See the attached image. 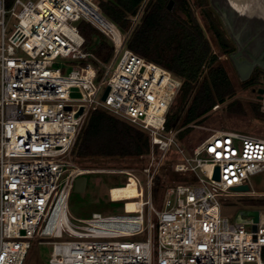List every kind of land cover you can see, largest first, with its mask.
<instances>
[{"label":"built area","instance_id":"2783aa9c","mask_svg":"<svg viewBox=\"0 0 264 264\" xmlns=\"http://www.w3.org/2000/svg\"><path fill=\"white\" fill-rule=\"evenodd\" d=\"M145 1L122 31L97 0H14L10 10L0 0V264H22L34 238L51 245L49 264H264L259 209L239 211L235 219L221 216L222 200L264 197L249 189L250 175L264 170V137L213 128L186 154L176 142L179 128L165 130L181 79L125 46ZM7 12L16 18L9 34ZM79 20L110 39L107 61L85 48ZM252 91L264 112V76ZM94 109L146 131V165L85 167L76 161V137ZM156 146L163 156L172 146L178 158L173 170L190 174L166 186L157 207ZM89 172L121 174L124 185L134 183L137 195L128 198L114 197L116 186L108 187L111 201L122 200L123 213L92 211L70 219L74 181ZM243 184L247 190L232 189ZM127 201L136 206L127 208ZM62 209L65 217L51 225ZM254 209L256 221L248 212Z\"/></svg>","mask_w":264,"mask_h":264},{"label":"trees","instance_id":"16d2710c","mask_svg":"<svg viewBox=\"0 0 264 264\" xmlns=\"http://www.w3.org/2000/svg\"><path fill=\"white\" fill-rule=\"evenodd\" d=\"M14 0H5L11 4ZM144 0H97L101 12L122 31L131 25ZM146 0L143 11L125 40V46L144 58L171 71L181 84L165 118V130L180 126L175 137L188 146L200 136L192 134L193 126L210 121L213 106L224 104L227 112L246 113L245 105L235 97L237 86L218 54H229L236 46L225 27L213 14L208 0ZM198 9L197 16L194 8ZM83 45L98 59L107 61L113 44L95 26L85 20L76 22ZM209 35H207V33ZM212 44L215 47L213 52ZM264 69L256 67L239 81L241 89L256 87ZM254 117L264 124V112L256 101H248ZM216 110V109H215ZM212 111V112H211ZM181 122L179 123V120ZM150 150V137L145 130L103 110H91L80 129L73 147L75 157H138ZM190 176L171 171L169 179L187 180ZM124 185H117L122 186ZM156 187V186H155ZM154 187V188H155ZM153 188V189H154ZM264 204V197L247 198Z\"/></svg>","mask_w":264,"mask_h":264},{"label":"rangeland","instance_id":"374dc122","mask_svg":"<svg viewBox=\"0 0 264 264\" xmlns=\"http://www.w3.org/2000/svg\"><path fill=\"white\" fill-rule=\"evenodd\" d=\"M26 1V0H22ZM36 1V0H32ZM209 1V0H208ZM233 3L239 1L237 6L240 5V0H231ZM250 1L249 5L244 3L243 8L239 7L242 10L251 11V8L254 5V0H245ZM13 4H5V8L10 10ZM209 5L212 8L210 1ZM19 5H16L15 10H18ZM213 14L216 16L219 21L225 27L227 33L230 35L227 27L225 26L221 16L212 8ZM195 14L198 16V9L195 7ZM7 20V28L6 33L9 34L12 29V23L16 22V18L9 15V12L6 13ZM207 33V32H206ZM207 35H209L207 33ZM231 36V35H230ZM212 49L215 51V47L212 44ZM253 59H249L252 61ZM217 61H221L225 67L227 68L228 73L235 81L237 86V94L235 97L239 99L241 104L245 105L246 113L243 115H237L234 113L227 112L224 109V104L216 105L214 109H212V114L209 118L210 121L203 122L202 124H197L198 126H193L192 134H197L200 136L198 139L196 138L190 146H193L196 142H198L209 130L216 129H236L240 131H246L250 133H254L264 137V124L263 126H259V120H257L252 111L248 107V101H255L254 95L255 93L250 89H241L239 87V81L244 80V71L243 67L245 66L242 63L240 56L234 57L230 54H218ZM246 64V63H245ZM254 69V68H253ZM252 69V70H253ZM174 98L170 105H174ZM170 107V106H169ZM216 109V110H215ZM181 119L179 120V123ZM180 129L181 127L177 125ZM176 142L182 146L186 154H191L188 146H183V144L176 138ZM162 149L158 146L154 147L153 156L155 157V161L160 166L158 171L155 174L154 180V189L152 191V202L155 207L159 205L161 202V198L164 193V189L166 186L173 182L181 181L179 179H169L168 174L173 171L172 164L176 161L177 155L174 151V148L171 146L165 153L162 155ZM76 161L85 167H108V166H135L141 167L146 165L149 162V155L143 154L139 157H75ZM155 163V164H157ZM153 167V166H152ZM181 174L190 176L189 172H179ZM86 177V183L84 191L78 192L72 190L67 199V211L68 216L73 222H76L72 219L71 216L82 218L87 217L91 214L92 211H98L102 214H117L123 213L122 209V200L111 201L108 196V187L117 186L124 183V175L121 174H111L105 172H89L84 175ZM140 179L144 182L143 177L140 175ZM249 189L255 191H264V170L256 172L249 177ZM146 195L143 196L145 198ZM255 199L257 197H251ZM247 198H240L238 196L229 197V199L222 200L221 207V216H227L229 219H235L238 216L239 211L245 210L250 207L258 208L260 214L264 216V204H254L247 201ZM71 215V216H70ZM243 217H248V213L243 212ZM249 226L246 225V228ZM133 238V237H132ZM51 250V245L47 243H38L37 239H31L30 247L27 251L25 259L22 264H49L47 259L49 257V252Z\"/></svg>","mask_w":264,"mask_h":264},{"label":"water","instance_id":"95a60500","mask_svg":"<svg viewBox=\"0 0 264 264\" xmlns=\"http://www.w3.org/2000/svg\"><path fill=\"white\" fill-rule=\"evenodd\" d=\"M209 1L212 8L221 16L231 37L235 40L236 48L229 54L234 57L240 56L242 63L245 65L243 67V79H246L254 68L255 63L264 66V0H257L251 11H248V9L246 11L242 10V14L239 13V11L241 12L239 7H244V4H241L242 2L236 7L238 5L236 3H239V1H236L235 4L231 0ZM172 4L173 0H169L167 7L169 9L172 8ZM245 52L248 55H245ZM249 59H253L252 61L254 62L252 63ZM248 62L252 63L251 69L247 68ZM245 68L247 69L245 70ZM108 88L107 86L103 93V98ZM261 90V88L258 89L259 92ZM71 94L76 93L73 92ZM215 177H218L217 167H215ZM85 183L86 177L84 175L77 177L74 181L73 190L78 192L84 191ZM232 189L247 190L248 185L233 186ZM248 212L254 216V220L256 221L258 211L254 209Z\"/></svg>","mask_w":264,"mask_h":264},{"label":"bare ground","instance_id":"6f19581e","mask_svg":"<svg viewBox=\"0 0 264 264\" xmlns=\"http://www.w3.org/2000/svg\"><path fill=\"white\" fill-rule=\"evenodd\" d=\"M236 7H238V6H236ZM245 54H247V53H245ZM251 62L253 63L254 61H251ZM252 63L248 62V64H247V68L248 69H251L252 68ZM247 68H245V70ZM85 75H89V71H86V74ZM111 192H112V195L114 197L122 196L124 198H128V197H134V196L137 195L136 187H135V185H134L133 182H130L127 185L112 187ZM126 206H127V208L130 209V208L135 207L136 206V203L135 202H132V201H127ZM59 214H60L59 216L58 215L57 216L55 215L57 219L54 217L55 219L52 221V224L51 225L58 224L60 218L65 217V215L63 213V209H62L61 213H59Z\"/></svg>","mask_w":264,"mask_h":264},{"label":"flooded vegetation","instance_id":"af4514ba","mask_svg":"<svg viewBox=\"0 0 264 264\" xmlns=\"http://www.w3.org/2000/svg\"><path fill=\"white\" fill-rule=\"evenodd\" d=\"M254 2L256 3L257 2V0H254ZM173 4H174V1H173ZM173 4H172V6H173ZM231 37V36H230ZM231 39L233 40V42H234V44H235V40L231 37ZM246 53V52H245ZM245 55H248V54H245ZM256 67H260V68H262V69H264V66H262V65H260V64H258V63H255V66H254V68H256ZM252 72V71H251Z\"/></svg>","mask_w":264,"mask_h":264},{"label":"crops","instance_id":"0c3cea01","mask_svg":"<svg viewBox=\"0 0 264 264\" xmlns=\"http://www.w3.org/2000/svg\"><path fill=\"white\" fill-rule=\"evenodd\" d=\"M240 2H242L241 4H244V3H246V5H249L251 2L250 1H245V0H240ZM254 4H255V2H254Z\"/></svg>","mask_w":264,"mask_h":264}]
</instances>
